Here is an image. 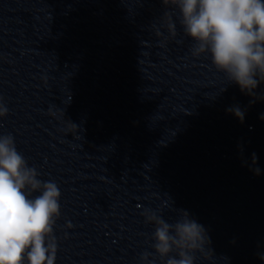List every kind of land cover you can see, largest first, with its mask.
<instances>
[{
	"label": "clouds",
	"instance_id": "obj_1",
	"mask_svg": "<svg viewBox=\"0 0 264 264\" xmlns=\"http://www.w3.org/2000/svg\"><path fill=\"white\" fill-rule=\"evenodd\" d=\"M162 4L179 10L184 33L195 41L193 56L210 53L212 64L227 82L250 96L255 94L264 83V0H162ZM162 26L170 37L176 36L167 11ZM156 34L161 36L159 29ZM228 111L243 122L245 114L238 106ZM7 114L0 97V117ZM252 159L255 164L254 153ZM38 176L18 152L13 136L0 135V264H55L53 227L60 216L61 192L54 181ZM35 192L41 194L33 198ZM143 215L145 223L155 225L152 247L164 264H196L198 254L211 251L207 230L186 211L172 223L151 209Z\"/></svg>",
	"mask_w": 264,
	"mask_h": 264
}]
</instances>
